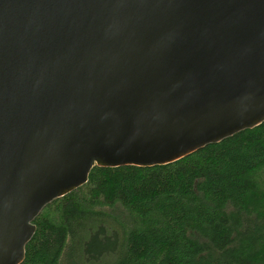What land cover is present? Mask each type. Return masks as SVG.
Masks as SVG:
<instances>
[{
	"label": "water",
	"instance_id": "1",
	"mask_svg": "<svg viewBox=\"0 0 264 264\" xmlns=\"http://www.w3.org/2000/svg\"><path fill=\"white\" fill-rule=\"evenodd\" d=\"M264 123V0H0V264L95 167Z\"/></svg>",
	"mask_w": 264,
	"mask_h": 264
},
{
	"label": "trees",
	"instance_id": "2",
	"mask_svg": "<svg viewBox=\"0 0 264 264\" xmlns=\"http://www.w3.org/2000/svg\"><path fill=\"white\" fill-rule=\"evenodd\" d=\"M22 264H264V123L166 166L95 167Z\"/></svg>",
	"mask_w": 264,
	"mask_h": 264
}]
</instances>
